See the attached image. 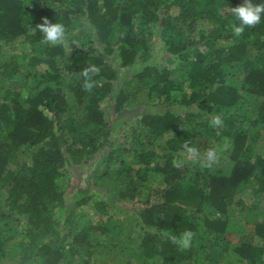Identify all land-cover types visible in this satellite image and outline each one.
Segmentation results:
<instances>
[{
    "label": "trees",
    "instance_id": "16d2710c",
    "mask_svg": "<svg viewBox=\"0 0 264 264\" xmlns=\"http://www.w3.org/2000/svg\"><path fill=\"white\" fill-rule=\"evenodd\" d=\"M243 3L0 0V264H264V14L234 35ZM44 18L66 46L42 42ZM107 106L183 111H143L114 142ZM185 142L228 146L203 167ZM97 156L68 202L74 170ZM186 230L182 249L170 236Z\"/></svg>",
    "mask_w": 264,
    "mask_h": 264
},
{
    "label": "clouds",
    "instance_id": "9594fccd",
    "mask_svg": "<svg viewBox=\"0 0 264 264\" xmlns=\"http://www.w3.org/2000/svg\"><path fill=\"white\" fill-rule=\"evenodd\" d=\"M232 14L239 20V25H232L233 34L240 36L243 34L245 27H255L261 21V15L264 14V3L253 4L251 0H244L240 6L231 8ZM39 31L43 34L42 42L53 46L67 45V31L65 26L59 22H51L47 18L43 22L36 25ZM100 72L99 67L90 65L81 70V75L84 78L83 89L86 92H91L97 86V81L94 79ZM213 127H223V120L221 116L216 115L210 121ZM187 159L193 162H199L203 167H211L218 159V153L215 148H209L201 155L200 151L191 144L185 142L182 145ZM184 161L175 160L173 166L176 168L182 167ZM194 233L191 230L184 231L179 238L170 236L173 243L177 244L182 249L191 247Z\"/></svg>",
    "mask_w": 264,
    "mask_h": 264
},
{
    "label": "rangeland",
    "instance_id": "374dc122",
    "mask_svg": "<svg viewBox=\"0 0 264 264\" xmlns=\"http://www.w3.org/2000/svg\"><path fill=\"white\" fill-rule=\"evenodd\" d=\"M165 58V54L163 52V49L160 44L155 43L154 44V50L152 53V58L150 59L151 64H162V60ZM114 58L110 57V62L113 64ZM141 65L136 64L135 66L127 69H120L119 70V79L115 83V88L119 87L121 83L129 78L132 74L136 73L138 70H140ZM143 111H150V112H157V113H162L165 111H170V112H175V113H181L183 110L181 108H173V107H167V108H162V107H151L149 109H143V108H135L131 110H125L120 114H114L110 110V108L107 106L106 107V113H107V118L109 121H111L114 124V133H113V141L115 142L116 139L119 137V131L121 130L122 127H124V124L128 122L130 119L135 118L139 116ZM227 142H222L219 145H217V150H224L227 147ZM99 157L97 156L94 160L90 161L87 164H83L79 168H76L69 178L70 182V188L68 189V197L67 200L68 202H72L73 197L78 190V188H83L86 184V180L91 173V170L93 167H96L98 165ZM236 239L237 237L234 236ZM234 240V239H233Z\"/></svg>",
    "mask_w": 264,
    "mask_h": 264
}]
</instances>
